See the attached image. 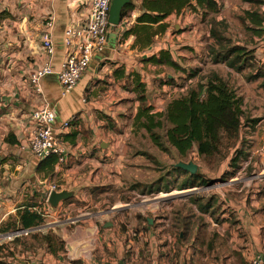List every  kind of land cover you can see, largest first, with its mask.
<instances>
[{"label": "crops", "instance_id": "1", "mask_svg": "<svg viewBox=\"0 0 264 264\" xmlns=\"http://www.w3.org/2000/svg\"><path fill=\"white\" fill-rule=\"evenodd\" d=\"M238 1L242 3L240 6V9H243L242 14L244 10L254 6V2L251 1ZM141 2L142 0H131L134 7L126 16L122 17L118 26H112L117 35L115 39L111 42L108 33L107 44L103 48V52L93 55L89 63V66L91 65L90 79L84 96H82V101L87 103L86 109L73 114L70 118H75L72 122L77 121V124L64 130L65 145L68 149L67 153H69L66 157L69 165L67 162L56 163L53 174L45 175L36 172L39 162L36 156L17 149V146L26 138L27 128L30 124L28 112L43 104L54 109L44 101L45 89H47L45 80L39 82L41 92L37 93L28 83L27 77L34 67L47 61H50L58 69L63 57L62 44L65 28L86 17L89 0H0V223L6 222L10 216L15 215L17 210L30 202V197L35 194L34 201L40 204L33 207L32 210H43L49 215L44 217L42 225L34 227L30 231L45 233L47 230H51L60 236L64 244V250L54 254L37 245L39 247L37 258L42 256L47 258L44 264H72L77 260L83 264H194V259L201 260L203 263L205 262L204 264H211L207 262V260H211L210 258L213 259V264H219L216 263L217 261L223 264L222 259L225 264L227 256L230 257L231 264H241V260L244 261L243 264H249V258L257 252L261 253L264 258V112L261 115L256 114L260 120L252 135L249 136L251 155L242 165V170L246 169L245 167H248L247 170L250 169L248 171L250 180L258 179V181H253L251 187L246 190V193H249V196L246 197L247 204H244L243 201L240 204L239 202L235 204L230 200L227 204L225 203L226 199L223 202L221 196L212 194L219 205L216 215L218 220L208 214L203 215L207 226L205 235L202 237V245L199 243L196 248L191 246L194 236L185 244H177V238L171 232L170 222L173 219L174 211L186 204L173 210H171L172 207H169L171 216L166 219L169 233L166 234L173 240L171 243L166 242L165 245L161 242L158 248H156L157 245L155 248L151 245L150 256L141 249L142 245L139 247L138 242L134 243L127 239L124 233L117 232L113 236L111 231L117 221L111 220L109 215L103 216L102 209L92 210L93 212L86 213L85 216L80 213L72 219L67 216L63 220H56L55 215L59 211H82L90 205L89 194L86 195L82 188L89 190L88 192H104L108 189V186H105L106 189L103 190L106 185L104 184L106 182L102 181L105 176H102L104 168L109 165V162H113V165L109 166L111 170H114L115 166L121 168L122 160L127 153V146L122 144L124 142L117 140L118 137L123 134L126 139L130 136V131L144 130L143 128L135 129L134 126V116L139 106L136 92L133 89L136 81L139 80L145 84L147 103L154 112L161 111L170 99L180 94L175 91L177 86L166 81L167 77L168 79L173 78L175 82L179 83L177 78L170 72L163 74L161 69L170 68L175 72L182 73L181 71L165 65L145 62L142 59L152 54L157 55L161 50H167L172 54L171 48L173 47L175 50V45H177L173 41L174 37L177 39L190 36L187 47L194 51L197 43H194L193 40L196 36L193 37L195 32L193 25L198 22L203 24V22L200 15L188 6L179 13L172 12L163 19V22L168 25L166 30L155 35L149 47L139 49L133 46L135 39L133 35L123 39L121 35L124 30L135 24L137 16L142 12ZM194 2L191 0V4ZM218 3L222 9L220 2ZM260 7L264 11V5H260ZM216 18L220 19L219 16ZM192 19L193 22H191ZM47 22H50V25H47ZM187 22L192 24L187 26ZM155 26L156 24L153 25V27ZM44 32H48L51 36L54 47V53L51 56L46 55L42 48L41 35ZM181 53L183 56L180 57H186L185 53ZM173 58L181 66L188 67L176 57L173 56ZM150 66L153 69L152 74H148L145 70ZM185 76L179 77L184 80ZM200 82L204 83V80H200ZM166 85L169 87L168 89H166ZM166 92L168 97H166ZM54 112L56 119V111ZM60 126L61 124L54 123L56 129ZM126 128H129V131H125ZM71 130L78 132L73 140L67 137ZM116 132L121 134L116 136L118 135ZM83 137L85 139H82ZM15 142L17 143L15 144ZM139 157L143 158V156ZM196 158L189 160L195 162ZM185 159L182 161H188ZM241 172L247 174V171ZM239 173L240 171L237 174ZM35 179L42 183L45 181L59 182V191H70L72 195L68 201H59L56 207H51L44 200L45 193L40 191V186H34ZM260 182L261 184H259ZM27 185L32 187L33 191L30 194L23 192ZM173 191L179 190L175 188ZM21 192H23L22 197ZM171 193L173 192L171 191ZM170 196L173 201L177 198H182L185 201L190 195L170 194ZM201 196L208 198L211 194ZM225 197L230 199L231 194L228 193ZM242 204H244L245 210L239 209ZM157 205L155 204V206ZM93 207L97 206L93 205ZM115 207L112 206L111 209L105 210L106 212H116ZM192 207L196 211L194 205ZM196 212L198 213V211ZM153 219L156 222L154 225L152 224L149 238L156 239V237L164 236L163 229L166 224L159 225L158 223L162 220L160 218ZM79 221L87 223L75 226L72 231H69L70 224ZM108 221L111 222V225L104 227ZM156 225L159 227L157 228ZM88 230L92 233L91 237L86 235ZM8 233L10 232L1 234ZM20 238L18 242H10L13 239L7 242V248H2L0 252L2 255L7 250L10 251L11 255L6 258L15 264H25V261L17 260L25 259V254H28V258L35 255L34 252L31 253L29 249L25 248V239H33L29 235L26 238L23 236ZM20 244L24 246L22 247ZM68 245L70 250H68ZM224 245L227 246V250H222ZM112 249L119 252L121 250L120 256L117 257L119 253L116 252L115 255L112 254ZM124 253H131L127 262L122 259ZM60 256H63L61 262H59Z\"/></svg>", "mask_w": 264, "mask_h": 264}, {"label": "trees", "instance_id": "2", "mask_svg": "<svg viewBox=\"0 0 264 264\" xmlns=\"http://www.w3.org/2000/svg\"><path fill=\"white\" fill-rule=\"evenodd\" d=\"M194 1V4H191V0H142L140 4L142 12L137 16L135 24L123 31L121 38L133 35L135 37L133 46L139 49L147 48L153 42L155 35L166 30L168 25L163 22V19L168 14L179 13L188 6L200 15L201 21L206 26L208 37L212 41L207 46V56L210 61L223 63L238 72L245 66L250 67L252 72L245 79L253 81L262 77L260 85L264 89V63L256 61L253 50L247 49L244 44L236 43L227 36L226 20L216 18L220 12L217 0ZM245 1L254 2V6L243 11L242 19L246 22L249 31L256 36H262L264 34V11L260 5H264V2L263 0ZM133 7L132 3H128L122 9V17L126 16ZM154 24H156L155 27H153ZM142 60L181 71L186 75L185 82L194 78L199 71L198 68L181 66L167 50H161L157 55L152 54ZM166 79L177 87L184 86L183 82L177 83L173 78L166 77ZM133 89L136 92V99L139 101L138 110L134 116L135 129L143 128L156 146L163 151L171 152L174 156L177 155L175 156L177 157L176 161L197 157L211 168H218L221 163H224L220 174L221 181L228 178L233 179L239 171H247L248 174L250 169L247 170L248 167H245L246 169L242 170V165L251 155L249 136L255 130L260 117H252L246 113L243 108L242 96L222 75L213 72L208 77L205 76L204 83L187 86L185 92L170 99L161 111L156 112L152 111V107L147 103L145 84L137 80ZM76 124L77 121H74L70 126ZM160 130L163 131V134H160ZM77 133V130H71L67 137L73 140ZM172 151H176V154ZM192 155L194 156L192 157ZM56 163H58L56 154L45 156L39 159L36 172L45 175L53 174ZM173 172L182 178L174 187L178 190L209 186L213 183L199 168L194 174H190L173 165L166 173L173 174ZM162 181V176L155 181L154 191L168 192L171 190L168 183L159 186L158 183ZM141 186H143L141 183L131 184V188H140ZM105 189L106 187L103 190ZM152 192L153 190L149 187L145 192L143 188L140 191L141 194ZM34 197L35 194L30 197V202L17 210L15 215L10 216L6 222L0 223V233L31 229L44 223V217L41 215L43 210H32L33 207L40 204L34 201ZM187 200L188 205L174 211L170 227L171 232L177 238V244H185L194 236L191 246L196 248L199 243L202 245V237L205 235L207 226L203 215L208 214L218 220L216 215L219 205L214 195L205 198L198 194H191ZM193 205L199 214L193 209ZM138 216L144 223H148L146 217ZM27 235L33 241L38 242L41 248H45L46 251L53 254L64 250L60 236L51 230H47L45 233L28 231ZM19 238L20 236H15L11 242H18ZM2 248L6 249V244L0 245V252ZM10 255L11 252L8 250L0 255V264H15L7 260L6 257ZM243 262V260L240 261L241 264ZM72 264L83 263L77 260Z\"/></svg>", "mask_w": 264, "mask_h": 264}, {"label": "rangeland", "instance_id": "3", "mask_svg": "<svg viewBox=\"0 0 264 264\" xmlns=\"http://www.w3.org/2000/svg\"><path fill=\"white\" fill-rule=\"evenodd\" d=\"M220 2L222 9H220V12L217 14L219 18L226 20L225 23L227 25L226 28V34L229 36L233 41L236 43L244 44L247 49H251L254 51V56L256 61L261 63V61L264 63V34L262 36H256L251 31L247 29V24L242 19V8L240 9V6H242V3L238 0H218ZM237 8V9H236ZM239 9V10H238ZM190 16V14H189ZM216 16V17H217ZM194 20L192 19L191 22ZM192 23L187 22V26L191 25ZM193 28H195V32L193 33L194 37V43H197L195 45L194 51L189 50L187 47V43L190 42V36L189 37H182V38H173L174 42L177 43L175 45V50L172 47L171 52L174 57H176L178 60H180L183 64H187L188 68H198V74L190 79V82H185L183 79H181L179 76H185L184 73L175 72L170 68H164L161 69L163 74L166 72H170L173 74L179 82H183V87H176L175 91L177 94L181 92H185V88L187 85H193L195 86L197 83H200V80H205V76L208 77L209 74L213 72H217L220 75H222L231 86L235 87L237 93L242 96L243 98V108L252 117H256V114L261 115L262 112H264V89L260 85L262 77L253 80V81H247L245 78L246 76L252 72V69L250 67L245 66L244 69H242L240 72L235 71L232 68L227 67L223 63H214L210 61L209 57L207 56V46L212 42L208 34L206 32V26L205 24H200L198 22L196 25H193ZM185 31V29H183ZM109 37L110 41L112 42L113 39H115L116 31L111 27L109 30ZM187 34V33H186ZM192 36V34H191ZM189 38V39H188ZM188 48V49H187ZM101 52V51H100ZM103 52V51H102ZM101 52V53H102ZM185 53L184 58L180 57L183 56L182 53ZM99 53V52H98ZM100 53V54H101ZM91 66V65H90ZM87 67L86 72L82 77L79 79L75 87L69 91L68 93L62 95L61 94V85L59 84L58 77L55 74H46L43 75L39 82L42 80H45L46 82V88L45 89V95H44V101L48 102L53 110L56 111V119L55 122L58 124H62L66 119L68 120L73 114L79 111H84L86 108L87 103L85 104L82 101V96H84L85 88L88 84V80L90 79V71L91 67ZM148 74L153 73L152 66L149 68H145ZM169 87L166 85V89ZM183 88V89H182ZM171 89V88H170ZM173 89V88H172ZM174 91V92H175ZM166 97H168L166 92ZM166 99V98H165ZM167 100V99H166ZM165 103V101H164ZM162 103V105L164 104ZM164 106V105H163ZM258 117V116H257ZM125 131H129V128H126ZM259 132H261L259 130ZM258 132V134H260ZM115 133V132H114ZM118 133L119 136L121 133ZM160 134H163V131L160 130ZM163 138V137H162ZM82 139H85L83 137ZM117 140H120L125 144L127 153L122 160V167L117 168L115 166L114 170L110 169V165H113V162H109V165H107L104 168V179L103 182H106L104 184L105 186H108V189L106 191H100V192H88L89 190H86L85 188H82V191L86 195H88V198L91 200L89 202L90 205L86 206L82 211L79 210H72V211H59L57 215H55L56 220H63L67 218V216L72 219L76 215H80V213L85 216L86 213L93 212L92 210L96 209H102L103 216L109 215L108 217L113 220L115 223L114 229L111 231L113 232V236L117 232L120 234L126 235L127 239H130L132 242L136 243L138 242V246L141 249H143L145 254H149L152 250L151 245L153 248L157 247L158 245L166 242L171 243V236L168 237V221L166 222V219L170 218V211L169 207H172L173 209H178L182 205L186 204L188 205V200L177 198L174 201L171 200L170 194H186L188 190H179L177 192H174L176 183H179L181 181V177L178 176L176 172H173V174L166 173L169 169H171V166H173L177 161L175 156L171 154L169 151H163L160 147L156 146L151 138L147 135V133L144 130H136V131H130V136L124 139L123 134H121V137L119 136ZM68 150V149H67ZM68 152V151H67ZM143 152V153H142ZM172 153L176 154V151H172ZM141 154V155H137ZM69 153H67L68 157ZM139 156H143V158H140ZM194 155H192L193 157ZM66 157V158H67ZM195 163L198 165L199 170L205 174L207 178H210L213 183L206 186H200L197 187L199 189L196 193L198 195H219L221 198L228 201H232L235 204L239 202V204L243 201L244 204H247L246 197L249 196V193L247 194L246 190L251 187L252 182L248 174H244V172H240L237 174V177L235 179L228 178L225 181H221L222 176L221 170L224 168V163H221L220 167L218 168H211L209 167L204 161H200L199 159H194ZM67 162V159L65 163ZM69 162H67L68 164ZM150 164V165H148ZM69 165V164H68ZM162 176L163 181L159 182L158 185L161 186L164 183L170 184L171 191L169 192H156L154 191L155 187V181ZM234 180V181H233ZM255 181H258V179H255ZM254 181V182H255ZM55 182V181H53ZM232 184H231V183ZM51 182L45 181V183L40 182L38 179H35L34 186H40V191L42 193H45L48 185ZM59 183V182H55ZM134 183H141L143 186L140 188H131V184ZM60 184V183H59ZM261 184V182L259 183ZM258 184V185H259ZM153 186V187H151ZM148 187L153 190V194H141L140 191L143 188V191H147ZM174 188V189H173ZM241 188L242 190L240 191ZM191 189V188H189ZM259 189V188H258ZM32 187L30 185L26 186L23 189L24 194L32 192ZM23 192H21V197ZM181 192V193H179ZM231 194L230 199H227L226 194ZM18 200V198H17ZM159 200V202H158ZM155 204H158L155 206ZM170 204V205H169ZM244 204L239 207L241 210H245ZM93 205L97 207H93ZM112 206H116L114 209L116 212H106L105 209H111ZM168 209V210H167ZM53 213V212H52ZM68 213V215H66ZM51 214V213H50ZM146 216L147 218H150L152 220L151 224L144 223L141 218L138 216ZM160 218L162 221H160L159 225H165L166 227L164 230L165 234L164 236L156 237V239H150V229H152V224H154L156 221L153 219ZM51 219V218H48ZM102 220V219H101ZM158 222V221H157ZM87 222L79 221L75 222L74 224H70V227H68L69 231H72V229L75 228V226H78L80 224H86ZM100 225V224H99ZM157 226V225H156ZM74 227V228H73ZM99 227V226H98ZM145 227V229H143ZM159 226H157L158 228ZM149 230V231H148ZM108 231V230H107ZM100 232V231H99ZM105 232V231H104ZM167 233V234H166ZM28 234V232H27ZM26 233H22L20 236H23V238H26L28 235ZM86 235H89V237L92 236L91 231H87ZM101 236V232H100ZM8 235L1 234L0 233V245L1 244H7L11 239H7ZM22 239V238H20ZM88 239V237H87ZM76 241V240H75ZM11 242V241H10ZM147 242V243H146ZM38 242L25 239V248L29 249L32 252L35 253V255H32L31 257H27L28 254H25V259H17L19 261H25V264H44L46 263L47 258H44V256L37 258L39 255L38 250ZM20 246H22L20 244ZM24 246V245H23ZM22 246V247H23ZM68 250L71 248L68 245ZM127 249V248H126ZM132 250L133 249H127ZM222 250H227V246L224 245ZM108 251V250H107ZM112 254L115 255L116 253H119L117 257L120 256L121 250L114 251L112 249ZM130 252V251H129ZM149 252V253H148ZM131 254V253H130ZM129 253L123 254L122 259L124 262L129 261L128 256ZM127 255V256H126ZM65 256V255H63ZM63 256L59 257V262L62 261ZM57 259V257H55ZM229 256L226 257L225 264H231V261L229 260ZM207 260V262H210L213 264V259ZM194 264H204L203 261L194 259ZM222 262L224 264V259H222ZM216 263L222 264L220 261H217ZM58 264V263H57ZM66 264V263H65Z\"/></svg>", "mask_w": 264, "mask_h": 264}, {"label": "built area", "instance_id": "4", "mask_svg": "<svg viewBox=\"0 0 264 264\" xmlns=\"http://www.w3.org/2000/svg\"><path fill=\"white\" fill-rule=\"evenodd\" d=\"M110 3L111 0H89L86 17L78 23L66 26L62 44L63 57L58 69L50 61H47L34 67L28 74V83L35 92H41L40 78L51 73L57 75L62 95L75 87L89 66L93 55L102 51L107 44V34L113 26L108 22ZM47 25H50V22H47ZM41 44L46 55L51 56L54 53L53 43L48 32L41 35ZM28 119L30 124L27 128L26 138L17 146V149L30 152L38 159L54 153L58 156L59 164L65 163L67 149L63 134L75 118L65 120L60 128L56 129L54 127V110L43 104L32 108L28 112ZM51 191H59V185L55 182L49 183L44 196L46 202H48L47 198ZM41 215L46 217L49 213L43 211ZM27 232L26 229H23L22 232L6 235L14 238L22 233L27 234ZM249 264H264L263 255L259 252L254 253L249 258Z\"/></svg>", "mask_w": 264, "mask_h": 264}, {"label": "water", "instance_id": "5", "mask_svg": "<svg viewBox=\"0 0 264 264\" xmlns=\"http://www.w3.org/2000/svg\"><path fill=\"white\" fill-rule=\"evenodd\" d=\"M131 3V0H111L110 6H109V14H108V22L113 26H118L121 23L122 20V9L128 4ZM174 166L181 168L185 171H187L190 174H194L197 169L198 165L193 162L192 160L188 161H177ZM208 187V186H206ZM199 189L197 187L191 188L186 192V195H191L195 192H197ZM72 195V192L66 191V190H60V191H51L48 195L47 201L51 205V207H56L59 201L66 200ZM179 196V195H177ZM148 223L151 224L152 220L150 218H147ZM111 225V222H106L104 224V227H108ZM28 229L27 231L33 230ZM23 229H19L13 232H10L9 234L22 232Z\"/></svg>", "mask_w": 264, "mask_h": 264}, {"label": "clouds", "instance_id": "6", "mask_svg": "<svg viewBox=\"0 0 264 264\" xmlns=\"http://www.w3.org/2000/svg\"><path fill=\"white\" fill-rule=\"evenodd\" d=\"M26 230H28V229H26Z\"/></svg>", "mask_w": 264, "mask_h": 264}]
</instances>
